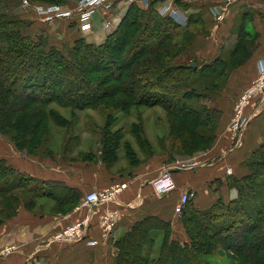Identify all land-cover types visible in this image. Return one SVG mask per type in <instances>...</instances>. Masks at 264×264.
<instances>
[{
	"label": "trees",
	"instance_id": "1",
	"mask_svg": "<svg viewBox=\"0 0 264 264\" xmlns=\"http://www.w3.org/2000/svg\"><path fill=\"white\" fill-rule=\"evenodd\" d=\"M132 10L134 11L132 12ZM144 14V12L131 7L130 12L123 20L126 22L120 28L118 36L113 40L109 39L105 49H94L92 45L82 42L80 46L82 54L77 53L79 63L75 66L82 69L79 73L82 74L80 77L76 73L78 68L68 64L59 50L45 49V45L40 43L38 44L39 49L32 46L30 42H35L32 37L29 38L22 32L19 18L8 11L6 0H0V133L16 142L18 147L21 145L29 147L32 144L38 146V141L43 137L41 131L44 127H49V123H47L49 113L44 109L34 111L33 115L31 114L32 119H27V126H23L21 118L26 119L23 117L26 114L22 111L27 109L30 111L34 106L37 109L40 107L36 106L37 104L47 105L59 98L63 99L67 106L76 110L96 104L99 109L109 111L108 117L113 116L114 110L126 111L139 104L148 105L152 101L154 103L161 100L169 120V127H171L167 134L162 136V142L159 143L163 151L174 152V154H182L184 151L183 153L189 156V154L195 153L196 148L208 149L212 147L216 140V126L221 116L219 111L207 104L202 107L190 105L187 100L193 97L195 99L205 97L196 87L204 81H206V97L222 91L223 83L222 88L216 89L218 87L217 80L223 77L225 84L229 70L237 64L235 54L238 53L241 42H243L241 40L243 30L240 25L243 28L245 18L239 25L237 24L240 40L231 50L228 58L218 59L214 64L207 63L202 71L196 74L197 71L193 67V63L196 62H193L191 66L172 65L169 62L178 52L177 46H172L169 40L174 38L175 33L181 38L187 39L192 36L190 31L186 27L184 29L179 27L178 31L170 32L172 31L170 26L159 18L158 20H161L159 23L145 25V22H142ZM153 17L157 18L155 15ZM141 25H143V32L136 35L135 28ZM125 49L129 51L127 61L122 66L123 68L125 66V69L106 65L110 61L113 51H116L115 55L118 57ZM247 56L248 54L245 57ZM44 63L52 67L49 76L38 74ZM100 66L108 69L100 68ZM59 72L60 74L61 72H70L74 78L68 81L67 88L55 90L52 78L54 73ZM99 72H102L103 75L97 80L95 75ZM155 87L167 89L174 95L158 99L159 91L151 92V89ZM118 97L120 98L118 99ZM115 98H117L116 101H114ZM185 98L187 100H184ZM182 102L185 107L180 109L178 104ZM15 113H20L21 118H17ZM39 114L41 116L36 117ZM111 117L105 127L112 123ZM14 118L15 120H13ZM142 124L141 121L133 123L132 134L136 138L142 154L149 157L155 152L154 145L150 138L143 134L145 128ZM181 133L183 139L186 138V142L182 143L183 145L180 147L178 136ZM115 135L121 134L118 131ZM115 135L101 138V144L104 146L99 150L100 155L109 161L119 158L121 150H123L121 154L126 158L128 156L133 166L138 165L141 158L138 152L133 149V144L129 140H124V135L119 137H115ZM163 144H168L169 147H164ZM72 150L70 148L71 152ZM3 162L4 160L2 163L0 162V170L5 174V177L4 184L0 185V196L8 198L5 204L2 199L0 205L2 211L8 209L10 200L12 201L11 205L15 200L18 202L20 197L13 193V190L28 188V192L33 195L43 193L39 190L38 183L31 185L18 183L15 178V169L7 162L4 164ZM246 164L251 170L250 174L230 180L239 191L237 198L229 203L215 202L212 208L205 212H200L196 207L195 212L191 203L185 205L182 220L186 219L185 222L191 225L197 224L199 220L191 221L194 213H197L196 216L204 217L202 220L206 219V231L213 232L200 241L201 247L212 249L221 244V248L231 252L234 256L246 252H250V254L255 252L258 257L264 255V152L254 153L246 161ZM22 176L26 181H38L29 175L22 174ZM15 209L16 207L13 208L12 213ZM187 209L190 216L185 218ZM10 215L11 213L5 216ZM5 216L0 215V218ZM152 222L169 224L165 221H151L150 219L137 224L132 232L118 241L116 248L118 255L114 264H129L126 257L131 253L136 254V259H141L138 254L142 250L144 242L142 240L148 238L149 231L154 225ZM212 222H214V226H210ZM156 229H161V227L158 225ZM192 237L197 242L199 241L196 234ZM171 256L175 258L174 264H194L189 262L188 254L178 247L173 248ZM258 257L256 262L261 260Z\"/></svg>",
	"mask_w": 264,
	"mask_h": 264
},
{
	"label": "crops",
	"instance_id": "2",
	"mask_svg": "<svg viewBox=\"0 0 264 264\" xmlns=\"http://www.w3.org/2000/svg\"><path fill=\"white\" fill-rule=\"evenodd\" d=\"M242 19V32L254 34L258 40L250 46L246 41L241 42L235 54L237 64L229 70L222 91L214 95L210 107L218 110L222 118L216 126L212 147L200 155L185 160L170 157L172 161L166 162L164 155L155 154L135 166L128 159L126 167L130 170L126 174L121 170V155L106 161L103 155L96 158L93 151L85 160L72 162L74 170H70L65 161L55 169L48 161L25 157L13 145L5 143L0 147V158L8 165L36 179L50 181L43 193L32 194L28 199L20 197L15 211L0 218V264H114L118 241L142 221L161 220L178 226L177 207L183 192L198 194L200 200L196 197L195 201L201 209L213 205L216 199L229 203L238 197V190L230 180L250 174L246 161L254 153L264 152V104L259 94L242 111L245 117L252 116L237 145L231 127L236 99L258 77L259 62L264 61V0L239 2L233 6L230 18L206 38V64L228 58L238 43L237 24ZM92 159L97 162H89ZM189 160L199 162L200 166L177 170L174 173L176 189L163 195L154 189L152 182L162 170ZM106 188H118L112 199L93 207L84 204L88 192ZM110 211L117 212L119 218L106 235L102 216ZM86 219L87 239H61L60 234L66 227ZM158 230L152 227L149 233ZM88 240H97V244L88 245Z\"/></svg>",
	"mask_w": 264,
	"mask_h": 264
},
{
	"label": "rangeland",
	"instance_id": "3",
	"mask_svg": "<svg viewBox=\"0 0 264 264\" xmlns=\"http://www.w3.org/2000/svg\"><path fill=\"white\" fill-rule=\"evenodd\" d=\"M6 2L8 4V11L12 15H15L19 18L21 22V30L24 35L29 36V38L32 37L33 41L35 42H30L32 46L39 49L40 46L38 44L40 43L45 45V49L53 48L54 50H59V52L62 53L65 57L64 60L71 66L74 65L73 67H75L79 63L77 53L82 54V48L80 47L82 42L92 45L94 49H105L108 44V40H113L118 36L120 28L124 26L126 22L123 20L125 19L127 13L130 12L131 7L132 9L135 8L136 10L145 13L142 16V22H145V25H147L148 23L157 24L159 23V21H161L158 20L159 18L167 23L168 26H170V29L172 30L170 32L174 33L175 31L179 30V27L183 29L186 27L187 30L190 31V35H192L191 37L183 39L180 37V35L175 33L174 38L169 40V43L172 46H177L178 49L176 55L169 62L172 65L188 66H191L193 62H196L193 63V67L197 71L196 74H199V72L202 71V68L206 66V38L209 36V32L210 35H212V32L214 30L219 29L220 24L226 22L228 18H230L233 6L239 3L238 2L237 4L230 6L226 17L223 20H219L212 14V12H210V8L216 4H224V0H147V2L142 0H115L112 7H100L97 9L94 8L92 10L90 21L92 23V26H94V29L88 28L86 30L83 29L84 21L82 19V16L85 14V11L81 8L82 0H57L54 2L52 0H6ZM38 4L44 5L45 7L56 5L64 11H71L72 15L68 18L58 17L50 12H48V14H42L38 10ZM163 6H172V9L178 10L179 16L181 18H174L171 15V11H169V8L167 11H165L166 13H163ZM133 11L134 10H132V12ZM153 15H155L157 18L154 19ZM240 28H242L241 25ZM135 29L136 35L140 32L142 33L143 25ZM232 35L235 34L232 33ZM242 35L243 37L241 40L248 42L249 46L253 43H257L258 39L256 35L250 34L247 31L243 32ZM237 40H240V34H238ZM115 52H112L113 54L112 56H110V61H108L106 65L110 67H122L127 61L126 58L129 51L128 49L123 50V52L120 53V56L118 57L115 55ZM100 68L108 69L107 67L101 66ZM125 68L126 67L124 66L123 69ZM76 70V73L81 77L82 74L79 73L80 71H82V69L78 68ZM51 72L52 67L49 64L44 63L42 69L38 74L49 76ZM102 75V72H99L96 73L95 77L98 80V77ZM73 78L74 75H72L70 72H61V74L60 72L54 73L52 82L54 83L55 90H62L67 88L68 81ZM252 82L249 83L241 91L239 96L242 95V92L247 87H249ZM222 83L224 88L226 82L224 84V78L220 77L217 80L218 87H216V89L222 88ZM196 87L200 92H202V94L205 95V97L197 99L193 97L188 100L185 98L184 100H187L188 104H193L197 107L206 106V104L210 107L211 101L213 102L214 100V95L218 94V92L214 94L212 93V95H208L209 97H206V81L202 82L200 86L196 85ZM151 92H158V99H164L165 97H171L172 95H174L173 93H171V91L159 87L151 89ZM119 98L120 97H118V99ZM62 100L59 98L56 101L48 103L47 105L37 104L36 106H40L37 109H35L34 106L30 109V111L28 109L22 111L26 114V116H23L26 119L21 118L20 113L14 114L17 118L22 119L21 123L23 124V126H27V119H32L31 114L33 115L34 111L36 112L44 109L49 113V119L47 121V123H49V127H44V129L41 131V135L43 137L38 141V146L36 144H32L29 147L23 145L18 147L16 142L12 141L8 136L0 133V147L5 146V143L13 145V147L21 152L25 157H31L34 159L38 158L39 160L41 159L48 161V163H51L52 167H54L55 169H57L59 163H63L65 161L67 162H64L67 165V168L70 170H74V166L71 165L72 162L85 160L86 157H89L93 151L96 152L97 158V156H99L101 153L99 152V150H101V148H103L102 146H104L101 144V138L108 135L114 136L119 131L121 135H115V137L124 135V140H129L133 144V149L139 153L141 160H143V158H145V155L142 154L139 145L136 142V138H134V135L132 134L133 123H138L139 121H141L143 123L142 125L145 128V132L143 129V134H146L154 145L155 152L150 154V156H154L156 154L162 157L164 155L162 157L164 158V161L166 159V162H169L172 161L170 160V157L185 160L190 158L191 156H198L202 152L207 150L206 148L202 149L201 147H199L195 149L194 154H189L188 156V154L183 153L184 151H182V154H174V152H165L163 151V149H161V147L159 146V143L162 142L161 138L163 135L167 134L169 129H171V127H169V120L164 105L162 104V102H160L161 100L154 103L152 101L148 105L139 104L137 106H134L133 108H129L126 111L114 110L113 116H110L112 123L108 127H105L106 122L108 120L110 121V117H108V110L99 109L98 107H96V104H93L92 106L86 107L81 110H76L71 106H67V104L64 103V100L63 102ZM116 100L117 98L114 99V101ZM178 107L180 109H183V107H185V104L182 102L181 104H178ZM40 116L41 115L39 114L36 117ZM221 118L222 116L220 117V119ZM13 120H15V118ZM178 142L180 147L183 145L182 143L186 142V138L183 139L182 133L178 136ZM162 146L169 147L168 144H163ZM70 148L71 150L73 149L72 152L70 151ZM122 152L123 150H121V153ZM121 153L120 155L122 156V158L120 159H122V162H120L123 164L121 170L124 173L128 174L130 168L126 166L128 165L129 158L128 156L127 158L124 157V155H122ZM2 160H4V162H7L5 159L0 158L1 163ZM89 162H97V160L92 159L89 160ZM15 171V178L18 183L21 182V184L23 185L38 183V186L40 188L39 190L41 192H43L45 188L50 186V181L45 182L44 180H41V178L36 179L33 175L32 177L35 178L36 181L38 180L37 182L26 181L22 174H29L22 173L17 169H15ZM4 177L5 174L0 170V185L4 184ZM28 190V188H24V190L18 189L13 190V193L18 195L19 197H22L23 199H28L32 196V194H30ZM196 197H198L199 199V196L197 194V196H191L190 200L188 201L189 204H193L194 211L196 210V208H198L200 212H205V210H210L212 208V205H210L205 209H201L196 204ZM7 198L8 197L0 196V205L2 199L3 203L5 204ZM9 202V207L7 210L2 211L0 207V215L5 216L9 213H12L13 208L17 204V201L15 200L13 204L14 206L11 205V200ZM215 202H219V200L216 199ZM250 205H252V203H250ZM188 212L189 211L187 209L185 218H188V216H190ZM180 215L181 216L178 217V226L177 224L172 225L169 223L167 225H163L157 222H152L154 224L152 227L156 228V226L159 225L161 229L149 233V237L146 240H142L144 241L142 250L141 253L138 254L139 258L141 259H136V254L131 253L126 257L128 258V263L138 264L137 262H141L144 264H174L175 258L171 256V253L173 251V248L178 247L181 251L188 254L190 258L189 262H192L194 264H264V255L262 257H258L255 252H252L251 254L250 252H246L240 254L239 256L238 254H235L234 256L231 252H227L224 250V248H221V244L213 247L212 249L201 247L200 241L202 239H205L207 235L213 234V232L208 233L206 231V219L202 220V218L204 217L200 218L196 216L197 213H194V217L191 221L193 222L199 220V223L191 225L185 222L186 219L182 220L183 213H181ZM210 226H214V222L210 223ZM195 234L197 235V237H199V244H197L198 242L192 237ZM257 257L261 258V260H258V262H256Z\"/></svg>",
	"mask_w": 264,
	"mask_h": 264
},
{
	"label": "built area",
	"instance_id": "4",
	"mask_svg": "<svg viewBox=\"0 0 264 264\" xmlns=\"http://www.w3.org/2000/svg\"><path fill=\"white\" fill-rule=\"evenodd\" d=\"M147 2V0H142ZM242 0H224V4H216L210 8V12L217 17L219 20H223L229 10L230 6H233L234 4H237ZM115 0H82L81 2V8L85 11L84 15L82 16V19L84 21L83 29H94V26H92V23L90 21L91 18V12L95 8L105 7L109 8L112 7ZM169 8V11H171V15L174 18L180 19L178 10L172 9V6H163L162 11L163 13H166ZM38 10L42 14H48V12L55 14V16L58 17H71L72 13L71 11H64L60 9V7L53 5V6H44L41 4H38ZM86 21V22H85ZM108 24V23H106ZM105 25V23H104ZM258 70V77L252 82V84L247 87L243 92L242 95H240L235 103V111L236 115L233 118V121L231 123V127L235 134L236 144H239L243 133L246 129V125L249 122V117H245L243 115L244 108L250 103L251 99L259 94L261 96V103L264 104V61L261 60L259 62V69ZM198 166H200L199 162H196L194 160H189L188 162H182L178 163L177 165L166 167L164 170H162V174L159 175L157 178H155L152 182L154 189L160 193L165 194L168 192H171L172 190L176 189L177 184L174 177V173L177 170L182 169H196ZM228 174L231 173V170L228 169ZM117 189H104L102 191H91L88 192L84 198V204L90 207L95 206L96 204L100 202H105L107 200L112 199ZM192 194L189 191H185L181 194L180 203L177 207L178 215L184 212L185 205L190 200V197ZM118 214L115 211H110L108 214H104L102 216V224L105 227V233L108 235V233L111 232V230L116 225V222L118 221ZM88 220L86 219L84 222H79L77 224H72L65 228V230L60 234L61 239L65 241H83L87 239V232L85 229V224ZM97 244V240H88V245H95Z\"/></svg>",
	"mask_w": 264,
	"mask_h": 264
}]
</instances>
